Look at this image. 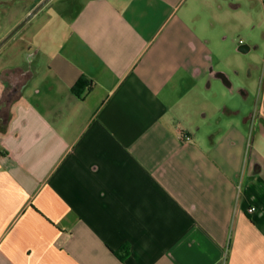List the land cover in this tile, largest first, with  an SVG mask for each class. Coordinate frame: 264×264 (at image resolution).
Listing matches in <instances>:
<instances>
[{
    "label": "crops",
    "instance_id": "0c3cea01",
    "mask_svg": "<svg viewBox=\"0 0 264 264\" xmlns=\"http://www.w3.org/2000/svg\"><path fill=\"white\" fill-rule=\"evenodd\" d=\"M208 4L88 0L0 50V264H264V67L203 130Z\"/></svg>",
    "mask_w": 264,
    "mask_h": 264
},
{
    "label": "rangeland",
    "instance_id": "374dc122",
    "mask_svg": "<svg viewBox=\"0 0 264 264\" xmlns=\"http://www.w3.org/2000/svg\"><path fill=\"white\" fill-rule=\"evenodd\" d=\"M41 1L43 0H0V41ZM87 1L52 0L40 15H37L38 17L30 20L26 29L19 33L20 36L30 32L46 16L54 20L59 17L64 26ZM231 4L240 6L235 9ZM203 18L208 22L209 47L213 56L212 68L216 72L224 73L233 87H252L256 97V90L262 77L261 69L264 67V0H209ZM241 45H248L252 50L246 54L242 53L238 51ZM1 52L0 56L2 54L6 56V51ZM5 58L0 57L1 60ZM193 98L200 106L197 120L203 126V130L208 122H218L221 116L218 109L222 108L224 111L231 109V105L240 102L241 99L244 100L241 94H232L223 80L209 81L208 78L202 80ZM207 111L209 117L205 118L204 113Z\"/></svg>",
    "mask_w": 264,
    "mask_h": 264
},
{
    "label": "water",
    "instance_id": "95a60500",
    "mask_svg": "<svg viewBox=\"0 0 264 264\" xmlns=\"http://www.w3.org/2000/svg\"><path fill=\"white\" fill-rule=\"evenodd\" d=\"M52 0H43L41 1L13 30H11L1 41H0V50L5 46V44L14 37L32 18H34L48 3ZM252 48L248 45H241L238 48V51L242 53H249ZM222 77L221 80H225L226 78L224 74L220 73Z\"/></svg>",
    "mask_w": 264,
    "mask_h": 264
},
{
    "label": "trees",
    "instance_id": "16d2710c",
    "mask_svg": "<svg viewBox=\"0 0 264 264\" xmlns=\"http://www.w3.org/2000/svg\"><path fill=\"white\" fill-rule=\"evenodd\" d=\"M216 77L222 79V77L220 76V73H217V74H216ZM223 82H224L226 85H228V86H231V84H232V83L229 81V79H228V80H223ZM86 83H87L86 80H84V79H80V80L75 84V86H74V88H73V91H74L77 95H80L79 91H80V89H81L83 86H86ZM2 105H3V104L0 105V109H1V106H2ZM0 111H1V110H0ZM130 253H131V247H130L129 244H126V245L120 247L118 250L114 251L115 256H116L120 261H122V262L125 261V260L129 257Z\"/></svg>",
    "mask_w": 264,
    "mask_h": 264
},
{
    "label": "built area",
    "instance_id": "2783aa9c",
    "mask_svg": "<svg viewBox=\"0 0 264 264\" xmlns=\"http://www.w3.org/2000/svg\"><path fill=\"white\" fill-rule=\"evenodd\" d=\"M180 139L182 140H185V141H190L191 140V137L189 135H186V134H183V133H180ZM250 212H254L256 211V208L253 207L249 210Z\"/></svg>",
    "mask_w": 264,
    "mask_h": 264
}]
</instances>
